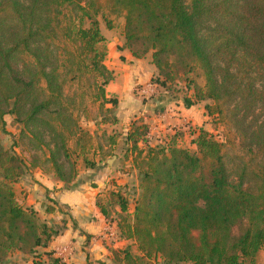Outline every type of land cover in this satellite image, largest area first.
<instances>
[{
	"label": "trees",
	"instance_id": "16d2710c",
	"mask_svg": "<svg viewBox=\"0 0 264 264\" xmlns=\"http://www.w3.org/2000/svg\"><path fill=\"white\" fill-rule=\"evenodd\" d=\"M99 16L107 29L113 28L109 16L123 19L125 48L134 58L150 53L151 82L165 89L182 78L194 93L184 106L210 101L205 114L216 115L234 136L218 141L201 129L190 150L152 145L145 123L130 126L124 140L139 174L133 211L118 191L95 201L119 236L136 245V253L130 246L113 251V260L258 264L264 251V0H0V121L12 115L36 143L52 145L46 160L64 184L58 156L72 180L78 162L93 169L106 146L118 143L115 131L97 132L117 123L118 104L106 90L113 72L104 63ZM82 119L92 120L95 131L82 127ZM235 141L241 149L232 156ZM23 167L0 143V260L16 249L37 253L60 233L17 202L13 185ZM43 254L45 263L33 264H60L51 252Z\"/></svg>",
	"mask_w": 264,
	"mask_h": 264
},
{
	"label": "rangeland",
	"instance_id": "374dc122",
	"mask_svg": "<svg viewBox=\"0 0 264 264\" xmlns=\"http://www.w3.org/2000/svg\"><path fill=\"white\" fill-rule=\"evenodd\" d=\"M109 18L112 19L113 28L107 29L105 26V22L102 20V18L99 16V28L101 33L104 35L106 39V48H107V56L105 58V65L113 72V79L118 77V80L121 79V82L118 81L112 82V84H108L106 86V90L108 93L112 94V92L109 91V89L117 88L118 91L125 90V91H132V94L134 93L137 95V97L142 98L140 91L145 86L144 90L142 92H145L150 89L152 86L151 84H154L151 82L152 76L156 73V69L154 65L151 64V57L150 53H147L143 58H135L140 61H137L136 63L133 62V67L131 69L134 71L132 74H130V71H128L127 66L123 67L125 65L124 62H126V59L123 54V50H127L125 48V40L123 37V19L121 17H113L109 16ZM128 51V50H127ZM149 61V62H148ZM124 64V65H123ZM127 65V63H126ZM153 66V67H152ZM123 67V68H122ZM151 69H154V72L152 75ZM115 71L117 72V76L115 75ZM156 75V74H155ZM131 76V77H130ZM254 83L257 86L259 83V78L256 77V74L254 75ZM110 83V82H109ZM157 85V84H155ZM158 86V85H157ZM159 87V86H158ZM157 89L164 91L168 98L172 101H180L183 106L184 102L183 100L185 98H191L194 99V93L193 88H186V82L183 81L181 78H176L174 81H168L167 86L165 89L159 87ZM205 103H210V101H198L194 102L191 106L185 107V109H190L189 114H191L190 119L182 121L181 126H171L170 128L166 129L167 131L164 134V137L161 135V142H158L157 140L152 141L151 138L148 137L149 140H151L152 145H156L158 143L164 145V144H171L178 146L180 148H187V149H194L193 145L191 144V140L194 139V137L198 134L199 130L203 129L204 131L208 132L212 137H214L215 140L218 141H226L227 136L234 139L233 134L230 132L228 133L225 124L219 121L218 117L216 115L208 116L205 114L204 105ZM154 104V103H153ZM155 105V104H154ZM153 105V106H154ZM118 106V104H117ZM115 115L117 117V123L115 125L111 126H102L101 128L98 127V133L105 129L106 132H112L115 131L118 134L117 141L123 142V146L121 148L120 155L122 156V160H119L118 163L115 165L118 171H124L129 170L131 173V176L129 177V180L127 178L126 182L122 177H117V183H112L111 181H108V184H110V187L113 185L117 186L116 189H112L113 191H118L119 193L126 195L129 199V212L131 213L133 211L134 207V200L133 198H136L138 194V179L139 174L137 169L133 166L132 162V156L128 153L126 149V144L124 140L125 133L129 130L130 126H132L133 123L137 125L138 123H145L143 119H134L130 120L127 124H122V117L117 116V107L115 109ZM95 113H92L94 115ZM121 118V119H120ZM125 122V121H124ZM81 126L84 127L88 131H95V127L93 125L92 120H81L80 122ZM147 125V124H146ZM148 127V126H147ZM97 129V128H96ZM181 129V130H180ZM29 129H25L22 127L20 123H17L12 115L5 114L2 117V120L0 121V143L2 147L11 152L12 154H16L19 157L22 158V161L24 163L23 167V174L19 177L16 183H14V192H15V198L17 202L26 207H33L32 204H27V196L31 190L28 189L27 186L30 183L29 181L35 182L32 186L35 187L34 195L32 194L31 197H29V200L34 201V199L39 197L40 189L37 187L40 185L38 183V179H48L50 177L55 178L59 180L57 177V173L53 172L51 165L49 162H47L46 158L48 157V151L47 149H50L52 145L49 144V147H44L42 144L36 143L30 134H28ZM37 130V128L32 129V131ZM47 141V140H45ZM115 144L113 147L106 146L105 148V154L102 156H98L99 161L96 163L95 167L91 170H98L102 169L104 167H107L108 165L112 164L113 155H116V152L119 151V147ZM237 145V141H235ZM234 149L229 153L230 155L234 154H240L239 149L240 146H236ZM167 146V145H166ZM118 150V151H117ZM119 153V152H118ZM131 160V166H127L124 161ZM98 160V158H97ZM57 163L59 164L60 172L64 176V178L67 180V183L64 184L62 181L61 184L63 185V188H72L75 184L74 181L77 178V182H82L84 179H88L89 173L83 174L82 171L88 170L85 169L80 162H78L77 165V172L74 176V179H67L70 166L68 165L67 161L61 156H58ZM134 168V169H133ZM82 172V173H81ZM81 173V174H80ZM115 179V178H110ZM49 180V179H48ZM93 180V178L91 179ZM44 181V180H43ZM115 181V180H112ZM129 182L128 184H126ZM34 187H30V189H33ZM42 187V186H41ZM124 187V189H123ZM38 190V191H37ZM111 191V190H109ZM109 191L104 192L101 194V196H106ZM28 193V194H27ZM44 195L42 201H43V207H50V213L45 212L43 210V207L41 205L40 209L37 208V219L38 222H45L49 226H52L53 228L59 230L61 232L64 228L63 222L64 219L67 218L66 211L62 208H58L57 210L54 208V202L53 200L49 199L48 197H45ZM98 196V195H97ZM96 197V196H95ZM96 199V198H95ZM56 206V205H55ZM46 209V208H45ZM54 217V218H53ZM53 219V220H52ZM114 222V221H113ZM234 233L236 234L238 232L237 227L234 229ZM114 234H116L115 230ZM54 238V237H53ZM126 246H130L131 250L136 253V245L134 241L130 240L129 243H127ZM126 246H123L126 247ZM37 253H28V252H21L20 250L16 249L10 252L5 259L0 260V264H33L34 262H44L46 261V256L43 254L42 248H36ZM50 251V250H48ZM258 264H264V251H260L257 258ZM47 264V262H46ZM149 264H162V260L160 257L153 258L149 261ZM181 264H189V263H181Z\"/></svg>",
	"mask_w": 264,
	"mask_h": 264
},
{
	"label": "crops",
	"instance_id": "0c3cea01",
	"mask_svg": "<svg viewBox=\"0 0 264 264\" xmlns=\"http://www.w3.org/2000/svg\"><path fill=\"white\" fill-rule=\"evenodd\" d=\"M122 56L126 59L123 67L127 66L128 71L132 74L134 72L131 69L133 62L136 63L140 60L135 59L127 50H123ZM153 72L154 69H151L149 74L152 75ZM115 75L117 76L116 71ZM112 81L113 83L116 81L120 83L121 79L118 80L117 77ZM151 85L148 91H146V88L145 92H142L145 86L141 89L142 98L137 97L134 93L132 94L130 90L118 91L115 86L109 91L117 96V116L123 118L122 124L141 118L148 126L147 136L149 138L152 136V141L161 142L162 137L160 138V136L164 137L166 129L171 126H181L185 118L191 120V114H189L190 109H185L180 101L170 100L164 91L157 89V85ZM122 146L123 142H119V151L117 150L119 153L116 152V155L111 158V160L113 159L112 164L98 170L88 169L82 171L83 174L89 173L90 177L84 179L81 183L77 182L76 178L74 181V184H76L72 188H63L61 182L55 178L51 177L50 179L49 177L48 180L41 177L37 181L42 186H37L40 189V191L37 190L39 197L32 201L29 200V197L34 193L35 187L32 185L35 182L29 181L27 187L31 191L29 194L27 193V204H32L34 209L38 211L37 208L40 209L41 205L43 207L42 199L46 195L45 197L53 200L56 210L62 208L66 211L67 218L64 219L63 230L51 239L46 248H43L44 251L50 250L52 257L58 258L60 264H120L113 260L112 252L122 249L130 240L121 238L114 222H108L102 216L95 206V198L97 195L117 188L115 185L110 187L111 183L108 184V181L119 184L117 183L118 176L122 177L125 182L127 178L129 180L132 172L129 170L118 171L115 167L118 161L122 160L120 155ZM128 159L124 163L131 166V160ZM92 178L93 180H91ZM110 178L115 179L109 180ZM30 187L34 188L30 189ZM45 208L47 207H43L44 211Z\"/></svg>",
	"mask_w": 264,
	"mask_h": 264
}]
</instances>
